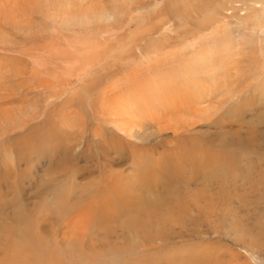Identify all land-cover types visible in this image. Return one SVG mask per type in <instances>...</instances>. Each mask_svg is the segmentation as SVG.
Segmentation results:
<instances>
[{
    "label": "rangeland",
    "instance_id": "374dc122",
    "mask_svg": "<svg viewBox=\"0 0 264 264\" xmlns=\"http://www.w3.org/2000/svg\"><path fill=\"white\" fill-rule=\"evenodd\" d=\"M255 2L0 0V264H264Z\"/></svg>",
    "mask_w": 264,
    "mask_h": 264
},
{
    "label": "bare ground",
    "instance_id": "6f19581e",
    "mask_svg": "<svg viewBox=\"0 0 264 264\" xmlns=\"http://www.w3.org/2000/svg\"><path fill=\"white\" fill-rule=\"evenodd\" d=\"M122 1H129V0H122ZM131 2V4L132 5H134L136 8H137V6H136V4L135 3H133V1H130ZM127 6H129V4L127 5ZM254 7H253V17L255 18V20H256V22L257 23H260V22H262V20H264V0H259V2H255L254 3V5H253ZM134 7V8H135ZM227 6H225V8H226ZM97 8V7H96ZM127 9V8H126ZM81 10V9H80ZM84 10H86V9H84ZM83 11V10H82ZM95 10H93V13H95L94 12ZM78 12H81V11H78ZM92 12V11H91ZM102 12V11H101ZM103 13V12H102ZM88 15V14H87ZM86 15V16H87ZM98 16H99V13L97 14ZM101 15V14H100ZM100 17V16H99ZM98 17V18H99ZM115 17L113 16V15H109V14H104V16H101L100 17V19L99 20H102V21H104L106 24H110V22L114 19ZM81 19H85V22H82V23H86V22H89L88 21V19L89 18H87V17H82V18H74L73 20L76 22H79ZM96 20V19H95ZM81 22V21H80ZM81 48V47H80ZM107 60H111V57H108L107 58ZM100 63V62H99ZM94 67V65L92 64L91 66H90V68L89 69H85V71H84V74H87L88 72H90L91 70H92V68ZM94 69V68H93ZM87 70V71H86ZM37 71V70H36ZM83 74L81 73V75H79L78 77H77V81H80L81 82V80H83L82 78H81V76H82ZM37 76V75H36ZM81 78V79H80ZM58 82V81H57ZM42 85H44V84H42ZM46 85V84H45ZM48 86V85H47ZM70 87V85H64V90H63V92H54V93H49L48 92V94H46V100H45V102H44V105H43V110H44V108H45V105L46 104H49V99L50 100H55V99H59V98H61L64 94H70L74 89H72V88H69ZM41 88V87H40ZM60 88H61V86H60ZM86 88V87H85ZM85 94L87 95V94H90V92H89V90H87V89H85ZM70 96V95H69ZM51 104V103H50ZM120 130L121 131H123V129H121V127H120ZM102 145V144H101ZM108 151V150H107ZM201 195H203V194H201ZM262 197H263V199H264V195H262ZM154 200H156V199H154ZM154 200H148V202L147 203H149L150 204V207H153V209H155V210H158V203L156 204V203H154L153 201ZM193 202V201H192ZM262 202H264V201H262ZM260 203V202H259ZM143 204V203H142ZM264 204V203H263ZM143 206V205H142ZM146 206V205H145ZM161 219V218H160ZM147 222H145V221H143V223H144V226H146V227H148V228H146V229H148V230H150L151 229V231H153V230H155V229H157L160 225H158V227H153L154 225H156V224H158L159 222H161V221H163V219H161L160 221H158V222H156V220H153L152 218L151 219H147L146 220ZM164 223H165V221L162 223V225H164ZM255 236V235H254ZM257 237V236H256ZM261 237V236H260ZM254 239H255V237H254ZM257 239V238H256ZM263 238H261V240H262ZM241 241V240H240ZM255 241L256 240H252L251 241V244H252V246H256V248H257V252H258V256H263L264 255V246H261V245H259V241L257 240L256 241V243H255ZM241 242H243V241H241ZM253 242V243H252ZM258 243V244H257ZM242 244H244V243H242ZM261 244V243H260ZM264 258V257H263ZM22 260V259H21ZM258 260V259H257Z\"/></svg>",
    "mask_w": 264,
    "mask_h": 264
}]
</instances>
